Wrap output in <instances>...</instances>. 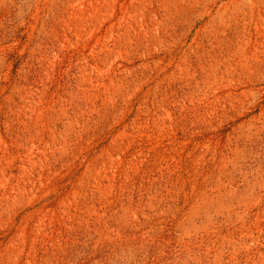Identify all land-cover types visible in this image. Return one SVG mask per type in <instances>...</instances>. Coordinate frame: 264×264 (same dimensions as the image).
I'll use <instances>...</instances> for the list:
<instances>
[{"label": "rangeland", "instance_id": "1", "mask_svg": "<svg viewBox=\"0 0 264 264\" xmlns=\"http://www.w3.org/2000/svg\"><path fill=\"white\" fill-rule=\"evenodd\" d=\"M0 264H264V0H0Z\"/></svg>", "mask_w": 264, "mask_h": 264}]
</instances>
